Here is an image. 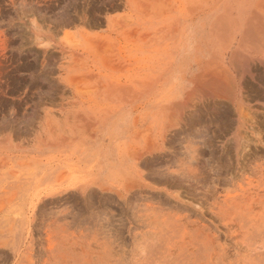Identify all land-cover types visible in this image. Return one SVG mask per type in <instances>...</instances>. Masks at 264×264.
<instances>
[{"label":"rangeland","instance_id":"rangeland-1","mask_svg":"<svg viewBox=\"0 0 264 264\" xmlns=\"http://www.w3.org/2000/svg\"><path fill=\"white\" fill-rule=\"evenodd\" d=\"M0 264H264V0H0Z\"/></svg>","mask_w":264,"mask_h":264},{"label":"bare ground","instance_id":"bare-ground-1","mask_svg":"<svg viewBox=\"0 0 264 264\" xmlns=\"http://www.w3.org/2000/svg\"><path fill=\"white\" fill-rule=\"evenodd\" d=\"M241 41H242V40H241ZM241 41H240V42H241ZM243 41H244V40H243ZM240 42H239V43H240ZM237 45H238V44H237ZM236 49H237V48H236ZM234 53H235V52H234ZM237 53H238V52H237ZM232 57H233V56H232ZM236 57H237V55H235L234 58H236ZM230 61H233L232 58L230 59Z\"/></svg>","mask_w":264,"mask_h":264}]
</instances>
